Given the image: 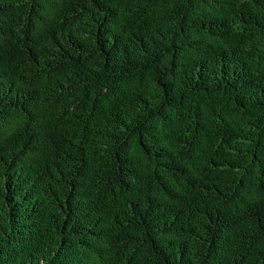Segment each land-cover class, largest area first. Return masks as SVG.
Segmentation results:
<instances>
[{"label":"trees","instance_id":"trees-1","mask_svg":"<svg viewBox=\"0 0 264 264\" xmlns=\"http://www.w3.org/2000/svg\"><path fill=\"white\" fill-rule=\"evenodd\" d=\"M0 264H264V0H0Z\"/></svg>","mask_w":264,"mask_h":264}]
</instances>
